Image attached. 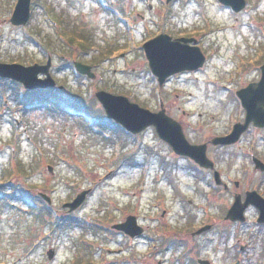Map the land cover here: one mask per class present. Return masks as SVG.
<instances>
[{"label":"rangeland","instance_id":"374dc122","mask_svg":"<svg viewBox=\"0 0 264 264\" xmlns=\"http://www.w3.org/2000/svg\"><path fill=\"white\" fill-rule=\"evenodd\" d=\"M16 1L0 0V61L43 64L52 55L51 73L64 86L52 94L81 108L30 103L31 91L0 80V264H197L176 236L205 224L213 228L194 241L199 257L211 264H264L257 209H247L244 224L225 219L236 194L256 189L264 196V172L255 171L249 157L255 146L264 161V130L252 128L228 150L211 149L222 177L218 187L183 160L166 177L162 165L170 156L155 130L134 136L122 127L102 128L103 110L95 98L104 89L143 107L157 106L158 90L134 47L161 28L201 35L209 64L189 75L187 87L170 85L163 92L168 100L183 95L187 114L172 111L184 119L190 142L231 130L245 116L235 92L257 76L264 61V0H247L238 13L218 0H174L169 6L156 0L151 13L145 3L126 0L151 19L133 43L116 38L103 9L116 0H32L24 27L4 21ZM113 44L119 48L110 53ZM75 61L91 64L96 79L79 74ZM86 189V202L68 213L62 205ZM39 193L51 196L49 208ZM43 207L48 212L40 214ZM128 214L145 229L134 243L110 227ZM69 218L78 224L64 225ZM51 247L56 253L49 260Z\"/></svg>","mask_w":264,"mask_h":264},{"label":"water","instance_id":"95a60500","mask_svg":"<svg viewBox=\"0 0 264 264\" xmlns=\"http://www.w3.org/2000/svg\"><path fill=\"white\" fill-rule=\"evenodd\" d=\"M168 2L170 0H167ZM221 3L230 6L234 11L239 12L246 6V0H219ZM31 0H18L10 19L14 25H25L30 18ZM160 39H154L144 44L147 58L153 72L160 77V80L169 75L176 69L169 68H187L194 69L204 63V55L199 48H189L172 46L167 51L159 46ZM51 59L45 65L33 64L25 66L19 63L0 62V77L10 78L24 85L26 89L34 90L38 88L54 87L55 80L50 74ZM183 66V67H182ZM77 69L95 78L91 67L76 62ZM180 70V69H178ZM44 74V78L39 75ZM242 105L247 111L244 123H237L233 131L224 137H216L212 140L213 144H231L236 142L240 135L248 128L251 122L256 126L264 127V65L262 66V77L258 83H252L246 88L237 91ZM96 97L103 105L108 118L115 120L123 125L128 131L139 133L148 126H155L158 134L162 139L170 143L174 151L178 154L186 155L193 158L197 163L206 168H213V162L206 155V144L193 145L186 139L183 130L177 121L167 116L163 111L154 113L148 109L140 107L138 104L131 102L126 96L115 95L105 90L96 93ZM256 168L264 170V163L255 159ZM53 172L51 166L48 167ZM215 179L218 184L222 182L220 173L215 172ZM238 182L236 185L238 186ZM90 190L81 191L71 202L63 205L69 211L78 209L86 200ZM49 204L51 198L46 193H39ZM249 205H254L259 209L258 222L264 223V198L256 191L246 192L245 200L238 194L231 208L228 210L226 218L232 221H245V210ZM118 230H122L132 237L143 233L144 229L138 225L135 216H128L127 220L121 224L114 225ZM208 227L202 228V230ZM200 230V231H202ZM49 259L54 257L55 251L50 249L48 252ZM202 264H209L206 260H200Z\"/></svg>","mask_w":264,"mask_h":264},{"label":"flooded vegetation","instance_id":"af4514ba","mask_svg":"<svg viewBox=\"0 0 264 264\" xmlns=\"http://www.w3.org/2000/svg\"><path fill=\"white\" fill-rule=\"evenodd\" d=\"M173 1L174 0H171V1L168 2L166 0L165 4L169 6V5H171L173 3ZM131 2L132 1L126 2V0H116L115 2L111 3L110 6L103 7V9H105L104 11H106L109 14V16H108L109 19H110L109 22L111 23V27H112V30L114 31L113 33L116 35V38L117 37H118V39L119 38H123L124 40H128L129 39L128 40L129 42H131V40H132V38L134 37L135 34H137V33H139L141 31L140 30L141 24L147 25V22L151 20V19H149L147 17L148 12H150V11L153 12V10L156 9L155 8L156 0H139V1H136L137 2L136 6H140L141 3H143V5H144V3H145L144 7L147 6V8L149 9L148 12H143V13H141L139 11V9L137 10L135 8L134 2H132V3ZM131 6H133V7H131ZM154 39H160L158 41L159 46L163 47L164 50H166V51L172 46L182 47V48L185 47L186 49H189L190 47L191 48H199L201 53L204 55V63L201 66H199L197 68H194V69L181 68V66H180V68H172L171 67V68H169V70H171V71H172V69H176V70L171 72L169 75H167L163 79V81H161L160 77L158 75H156L153 72L152 68L150 67V62H149V60H148V58L146 56V52L144 50V44L147 41H151V40L153 41ZM131 43H133V42H131ZM113 46H114V44L107 48V50L110 51V53H112L115 49L119 48L118 45H115L116 47H113ZM85 48L92 49V47H85ZM134 48H135L134 49L135 57L137 58L138 62H142L141 65H143V64L145 65V68H146L147 74H148V79H149L150 83L153 84L155 89L158 90V94H159L157 96L158 105L157 106L154 105L153 107H150L149 109L151 111H153V112H161V111H163L167 116H169V117L173 118L174 120H176L178 122V124H180V126H181V128H182V130H183V132L185 134V131H184V127H185L184 126V119L177 117V115H175L173 113V111H172V109L175 107L177 109V111H181L183 113V115L187 114L186 110L182 107L183 95L180 94V93H175V94H173L174 99L173 100H168V98H166V96H169L170 94H168L167 91L163 92V90H167L170 85H173V86L179 87V88H182V86H186L187 87L188 86V77H189V75L200 73L209 64L210 54H209V52H207L204 49L205 48V44H204L203 38L201 37V35L196 36V35H190V34L183 33V32L176 33V32H174L172 30L161 28L159 31H157L156 33H154L153 35H151L147 39L142 40ZM128 52L125 51V52L121 53V56L122 57L126 56V54ZM262 64H264V61L259 62L258 65H257V76L255 78H252L246 85H242L239 89H241L243 87H246L248 84L257 83L258 81H260ZM91 67H92V70H93V66L92 65H91ZM178 69H180V70H178ZM50 70L52 71V67H51ZM133 70H136V68H133ZM7 82L17 83V82H14V81L10 80V79H7ZM243 120H244V118L241 119V120L238 119L235 122H239V121H243ZM233 124H232V126H233ZM252 128L264 130V128H260V127H257L255 125H253V124H250L249 128L247 129V131L242 134L240 140ZM149 129H154L155 132H156V129H155L154 126H149L148 128H146L142 132H140L138 134H133V135L134 136L139 135L141 133L146 132ZM258 131H261V130H258ZM126 132L130 133L128 131H126ZM229 132H230V130L225 132V133L223 132L221 134H218L217 136H223V135L228 134ZM185 136H186V134H185ZM158 137H159V135H158ZM212 139L207 138V139H205L203 141H200V142H191V143H194V144H206V154L214 162V168L201 167L192 158H190L188 156L177 154L176 152H174L173 147L168 142H166L163 139H161V141H163V143L166 145L168 153H169V156H170V160H168V158H167L168 161H164V164H163L164 166L162 165V168H163L164 172H166V174H165L166 177L167 176H171L170 175L171 171L176 170L175 166H177V163L183 160V161H187V162L191 163L195 168H197L200 172L204 173L208 178L211 177L214 180V172H215V170H218V157L217 156H213L211 154V149L215 148V149H218V150H221V151H225V150H228L229 148L235 146L236 144H238L240 142V140L238 142L234 143V144H231V145H214L212 143ZM258 148H260L259 145H258ZM262 154H263L262 150L257 149V151H255V146H252L251 147V152L249 153V157L252 159V161H253L254 157H257L260 160H262L261 159L262 158ZM214 182H215V180H214ZM220 186H222V185H218V187H220ZM223 187H224V185H223ZM228 188L224 187V189H226V190ZM165 215H166V211L163 212L162 216L164 217ZM126 216H125V218H126ZM125 218L122 219L121 221H118V222L124 221ZM138 222H139V219H138ZM246 222H247V219H246V221L244 223H246ZM115 223H117V222H115ZM234 223L244 224L243 222H234ZM260 225L264 226V223H262ZM206 226L208 228L202 230V228H204ZM212 228H213L212 224H205V225H202L201 227L192 229L191 231H186V232L180 233L179 236H176V238L179 241H184V244L182 242L183 246L187 248V252L190 253L191 258L197 264H200L199 263L200 259H204V260H208V259L201 258V257L198 256L197 246L194 244V241L196 239L204 236ZM200 230H202V231H200ZM113 231L117 235H120L123 238H126V239L130 240L133 243H134V241L139 240V237H140V236H137L135 238H132V237H130L129 235L125 234L122 231H117V230H113ZM186 243H188V244L186 245ZM240 249L243 250L244 246H241ZM208 263L211 264V262L209 260H208ZM238 263H239V261H238ZM161 264H162V262H161Z\"/></svg>","mask_w":264,"mask_h":264},{"label":"trees","instance_id":"16d2710c","mask_svg":"<svg viewBox=\"0 0 264 264\" xmlns=\"http://www.w3.org/2000/svg\"><path fill=\"white\" fill-rule=\"evenodd\" d=\"M30 93H31V95H30L31 100H28V101H31L30 103H34L35 101L48 102V100H50V104H52V105L54 104L56 106V105H59V102L61 101V98H59L57 95L52 94V92H49V91L46 92V91H42V90L41 91L37 90V91H31ZM72 105L74 107H76L77 109L81 108V106L78 103H76L75 101L72 102ZM101 112L103 113V111H101ZM41 202H43V201L41 200ZM47 208L43 207L40 210V214H44V213L48 212ZM70 222L71 221L64 219V225L67 223H70Z\"/></svg>","mask_w":264,"mask_h":264}]
</instances>
